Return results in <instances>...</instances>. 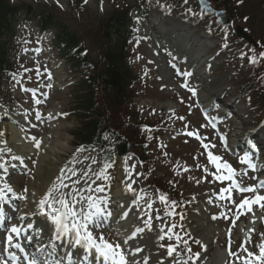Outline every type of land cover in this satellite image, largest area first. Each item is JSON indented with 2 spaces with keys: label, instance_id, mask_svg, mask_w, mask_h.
Returning a JSON list of instances; mask_svg holds the SVG:
<instances>
[{
  "label": "snow or ice",
  "instance_id": "snow-or-ice-1",
  "mask_svg": "<svg viewBox=\"0 0 264 264\" xmlns=\"http://www.w3.org/2000/svg\"><path fill=\"white\" fill-rule=\"evenodd\" d=\"M187 3V0H184ZM201 4L204 6L202 9L206 11L208 8L206 0H200ZM242 2V0H240ZM189 13H192V9H188ZM224 47H228L227 44ZM252 52H255V49H252ZM244 56V53H241ZM248 60L251 64L256 65L261 60H264V48H262L259 56L250 55L248 56ZM176 65H173L175 68ZM178 74H181L185 77H190L192 75L191 72H182L179 70ZM49 87L51 85H48ZM182 87L187 88L189 92L193 95L196 94V90L194 88L189 87L187 83L182 84ZM27 91V90H26ZM36 104H41V100L37 99ZM174 111V110H173ZM36 118L40 119V114H36ZM51 118V114L49 115ZM179 120H184L183 116L177 117ZM206 127V125H204ZM188 137H195L198 141H201L203 138L200 136L199 132L188 131L186 133ZM34 147L36 149H40L42 147L43 141L38 137H31ZM161 147H165V145H161ZM209 144L204 143L203 148L209 149ZM211 147H215L212 145ZM78 152H86L85 148H78ZM10 153L11 148L0 149V153ZM167 155V153H165ZM13 160H19L20 158L17 156L12 157ZM86 159L91 160L92 164H97L98 161L88 156ZM207 160L210 161L218 172H223V174L215 175L217 180L223 181L227 180L230 182V186L223 187L222 193L228 195H221V199H227L230 201L232 205L235 206V220H239L241 217L240 210H246L243 214H251L250 220L251 223L255 224L257 220H264V195L256 194L258 188H264V180L259 181L257 185H243L240 181L236 180V170L227 162H221L222 157L218 155H214L211 151L207 152ZM8 161H6L3 155H0V170H3L4 173L8 171ZM106 169L110 168L111 165H105ZM252 167H255L254 165ZM135 166H132L131 169L126 168L125 171L128 173L129 181L125 182V188L127 191L133 193V198H136V190L133 188V184L135 180L133 179V172ZM66 171H71L72 176L76 177L77 173L74 169H65ZM188 171V169H185ZM207 172V168L204 169ZM92 172L91 167H86L81 173L80 176L73 182V186L69 188V185L64 182L63 176L64 172H61L60 175L57 176L58 182H51L50 186L46 187V189L41 193L39 198H36V193L31 192L30 195L32 197L29 200V189L24 188L22 192L18 195L17 190L10 184L7 180L6 176L0 175V218L6 219V205H10L13 203L12 197L16 199H21L28 204H31L32 207L28 208L27 211L20 213L19 220L22 222L20 224H12L9 228L6 229L5 235L2 239H0V264H11V261H17L19 264L20 257L16 252L12 251V249H17L21 253H24V256L27 260V264H49V257L53 256L51 250H46L47 248L55 249L57 248V244L63 243L66 244L70 249H80L83 251V260L88 261L89 257L93 254V252L99 254L105 261H111V264H149V260L142 258L140 261L134 259V253L128 252L125 254V249L122 247V244H128L130 241H133L138 238L137 234L145 232V230H151L153 227L154 219L163 220L162 216H154L152 213L145 212V217L142 218V226L135 227L130 232L126 233L125 238L122 242H112L108 240L103 233L96 234L95 228L99 227L95 223V218L97 216H106L111 217L112 212L105 209L103 207L104 201L99 196H93L91 193L93 191L103 193L105 188L97 184L96 188L93 189L89 184L88 187L82 188L81 179L87 178L89 174ZM137 175H141L137 173ZM246 175V173L244 174ZM85 183L87 180L85 179ZM199 183V181H197ZM68 189V191H65ZM85 193H88L87 195ZM245 194L252 193L253 198L249 199L248 197H243L239 203L234 199L235 194ZM143 199V197H141ZM159 200L162 203H169V198L166 195L161 194L159 196ZM147 203V201H146ZM28 204L25 207H28ZM177 201L172 200L170 202L171 207H175ZM253 205L258 206L262 210V214L257 216V214L253 210ZM148 209H153V203H147ZM19 211V209H17ZM168 215H177L176 212H169ZM124 218H127V213L123 214ZM37 218L40 221V224L37 223ZM219 217H213V219H217ZM223 218L231 219L227 217L225 213ZM102 223V221H101ZM45 225L51 229L52 236L49 241V245L45 248H41L38 251L42 254V259H39L35 255H30L26 252L23 245L20 243L19 238L24 235L28 236L30 230H34L38 235L43 234L44 228L40 225ZM2 226V225H0ZM235 227V222L232 224ZM175 225H172V228H175ZM161 232L164 229L160 230ZM256 231L255 228L248 229L246 233L245 240L242 241V250L245 253L244 257L241 258L237 253L231 251L229 247L228 253L230 256H234L237 259H242V264H264V232H261L260 238L261 242L258 244L259 253L253 252L249 250L247 244L251 239V234ZM229 240L232 238V229L230 228L228 231ZM160 239L163 240L164 236H160ZM180 239V237H177ZM185 245H187V241H184ZM196 244H200L199 240L195 241ZM161 247H165V245H161ZM143 250L139 247L135 248V253H141ZM189 253L192 252L191 247L187 248ZM7 252L8 258H3L2 253ZM176 252V248L172 246H167V255L171 256ZM73 253L68 251L66 253V259L71 261ZM199 254H195L194 256H189L188 261L194 260L198 258ZM129 257H133L131 260ZM54 264H60L59 261H55ZM187 264V261L184 262ZM227 264V262H225Z\"/></svg>",
  "mask_w": 264,
  "mask_h": 264
},
{
  "label": "rangeland",
  "instance_id": "rangeland-1",
  "mask_svg": "<svg viewBox=\"0 0 264 264\" xmlns=\"http://www.w3.org/2000/svg\"><path fill=\"white\" fill-rule=\"evenodd\" d=\"M244 1V2H243ZM253 1L255 3H253ZM260 0H242V2H240V0H227V2L230 4V8L231 10L235 13L234 15H236V19H235V23L236 25L241 24V25H245L250 27L251 32L252 29L259 35H262L264 37V11L262 9L259 8V5L257 4V2ZM237 2V5H236ZM244 3V4H241ZM243 15H249L250 19L248 22H242V16ZM222 36H223V41H225V31H222ZM229 39V38H228ZM231 39L232 37L229 39L230 42V46L231 50L233 45H231ZM235 47V46H234ZM230 50V51H231ZM229 51V50H228ZM255 77H257V75H255ZM153 101H156V99H164V96L162 94H153V96L151 97ZM67 103V101H66ZM131 104L133 105L134 103L131 102ZM130 104V105H131ZM129 104L126 105V109L125 107H120V112H111L109 113L111 115V119L113 121L114 124L116 125H120L122 122L125 121L126 118L128 120V118L133 119L135 121H137L136 119H139V122L141 121L142 123H149L150 125H153V123L155 122L154 119L150 116H147V113H143L140 109V106H136L134 104L133 108L131 109V106ZM143 109H145L143 107ZM132 132H137V128H135ZM139 134L142 135V138H144L145 134L139 131ZM57 137H61V134H58ZM57 144H59V141H57ZM189 149L186 151H181L177 157L183 158L186 161H191L190 158L188 156H185L183 154H187V152L192 149L191 145H188ZM131 162L126 164L125 169L128 167V165L135 166L133 175L135 174L136 170L137 172L140 174L141 171V166L138 165L135 161V159H130ZM131 169V168H130ZM163 171L165 172V169H163ZM124 175L128 176V173L125 171ZM184 178V184H185V190H184V194H187V198H189L192 194V186L190 185V181L191 179L186 177V175L183 176ZM186 203H190L189 200H185Z\"/></svg>",
  "mask_w": 264,
  "mask_h": 264
},
{
  "label": "bare ground",
  "instance_id": "bare-ground-1",
  "mask_svg": "<svg viewBox=\"0 0 264 264\" xmlns=\"http://www.w3.org/2000/svg\"><path fill=\"white\" fill-rule=\"evenodd\" d=\"M98 15H101L100 13H98ZM97 15V16H98ZM209 19H210V22H212L214 25H216L217 26V24H219L218 23V21L215 19V18H213V17H209ZM187 23L188 22H190V20L187 18L186 20H185ZM185 22V23H186ZM167 25L169 26V25H171V24H169V23H167ZM185 29V28H184ZM171 30H173V29H170V31ZM238 37V39H240V40H243V41H245V42H248L246 39H244L243 37H240V36H237ZM9 126H11L12 128H10V130L12 131V134L10 135V139L11 138H17V132L15 131V129L13 128V125H10L9 124ZM23 147V146H22ZM24 148V147H23ZM63 151H59V153H62ZM53 153H55V150L54 149H52V148H50V150H49V152L45 155V154H41L40 155V163H41V166H40V168H39V171H38V180L39 181H44L45 183H47L48 182V179H49V177L51 176V174H52V171L54 170V167H55V164H54V161L56 160V156H55V154H53ZM197 219V222H202L203 221V218L202 217H197L196 218ZM200 231H202V232H204V233H209L210 232V228H209V226H207V227H205V228H203V229H200ZM58 244H61V243H59L58 242Z\"/></svg>",
  "mask_w": 264,
  "mask_h": 264
},
{
  "label": "trees",
  "instance_id": "trees-1",
  "mask_svg": "<svg viewBox=\"0 0 264 264\" xmlns=\"http://www.w3.org/2000/svg\"><path fill=\"white\" fill-rule=\"evenodd\" d=\"M4 4L5 3H2V0H0V26L5 22L6 8ZM105 77L108 84L116 91L115 94H117V96L123 93L121 90V77L114 66L105 69Z\"/></svg>",
  "mask_w": 264,
  "mask_h": 264
}]
</instances>
